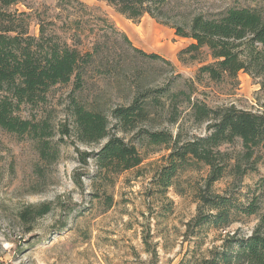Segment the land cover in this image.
<instances>
[{"label": "rangeland", "instance_id": "1", "mask_svg": "<svg viewBox=\"0 0 264 264\" xmlns=\"http://www.w3.org/2000/svg\"><path fill=\"white\" fill-rule=\"evenodd\" d=\"M78 1L86 7L63 0H22L19 5L20 10L53 21L55 26L48 28L70 45L72 38L80 39L76 47L81 52L92 51L96 41L102 46L95 62L81 70L78 84L73 80L53 87L45 104L23 105L20 115L49 120L55 143L61 139V125L72 129V102L77 101L105 114L110 135L136 145L144 162L118 175L98 176L94 155L108 139L83 144L72 130L59 143L57 159L49 163L41 160L35 141L0 128V264H196L190 251L200 240H187L184 235L186 223L196 215V193L204 186L208 169L201 166L179 173L176 186L162 192L152 179L166 164L169 151L148 146L141 131L180 134L182 141L206 136L209 123L196 120L192 106L196 102L212 109L234 105L264 112L261 80L241 72L237 79L221 83L206 77L200 82L199 68L212 60L205 52L201 63H180L178 52L192 41L176 36L171 26L148 15L138 21L127 19L100 0ZM232 8L264 10V0H172L167 21L212 16ZM30 34L39 36L35 18ZM133 48L163 60L142 56ZM136 99L148 116L135 129L120 132L112 111ZM223 149L241 155L242 142L236 140ZM78 151L91 155L86 164L80 162ZM250 163H241L248 170L245 175L227 173L213 185V192L246 204L264 177V145ZM42 204H51L48 214L31 225L22 222L19 213L25 207ZM258 218L244 216L227 231H210L203 237V249L221 245L219 239L226 233L250 235ZM195 254L198 259L199 250Z\"/></svg>", "mask_w": 264, "mask_h": 264}, {"label": "trees", "instance_id": "2", "mask_svg": "<svg viewBox=\"0 0 264 264\" xmlns=\"http://www.w3.org/2000/svg\"><path fill=\"white\" fill-rule=\"evenodd\" d=\"M100 1L127 19L138 21L148 15L171 26L176 36L190 39L192 43L177 55L182 64L201 63L206 52L212 62L201 65L198 81L206 77L221 83L237 79L239 73L244 72L259 78L264 92V10L232 8L212 16L195 15L172 22L167 21V8L172 0ZM63 2L85 6L78 0ZM21 4L22 0H0V128L20 139L35 141L41 160L49 163L57 159L59 143L70 137L73 130L76 140L83 144L108 139L94 155L98 176L118 175L141 166L144 158L136 145L110 135L109 118L77 101L72 102L73 127L61 125L59 142L53 143L56 132L49 120L21 117L23 105L36 108L45 104L53 87L73 80L78 84L83 67L93 64L102 53L99 41L94 43L92 51L81 52L76 47L81 44L80 39L72 38L74 44L70 45L55 29L48 28V25L55 26L53 21L48 23L41 15L20 10ZM34 18L39 25V36L30 34ZM124 38L131 45L129 39ZM133 50L142 56L163 60L159 55ZM192 106L196 120L209 123L204 137L182 141L180 134L174 137L167 132L141 131L148 146H164L169 151L164 158L166 164L153 176L152 184L167 192L176 186L179 173L206 167L204 186L196 193V215L186 223L184 235L187 240H200L190 251L196 264H264V177L257 182L246 204L213 192V185L227 173L238 177L246 174L248 170L243 169L242 162L253 164L250 162L256 150L264 145V112H251L234 105L212 109L199 102ZM147 116V109L139 99L112 111L118 130L124 133L135 129ZM236 140L242 142L243 152L232 156L223 146L234 144ZM78 152L80 162L86 164L91 155ZM50 211L51 204L29 205L19 217L31 225ZM253 215L259 218L250 235L226 233L219 239L221 245L203 249V237L207 233L227 231L239 218ZM145 244L149 248L147 239Z\"/></svg>", "mask_w": 264, "mask_h": 264}]
</instances>
